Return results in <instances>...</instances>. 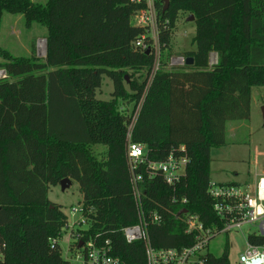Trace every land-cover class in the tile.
<instances>
[{
    "label": "trees",
    "instance_id": "16d2710c",
    "mask_svg": "<svg viewBox=\"0 0 264 264\" xmlns=\"http://www.w3.org/2000/svg\"><path fill=\"white\" fill-rule=\"evenodd\" d=\"M154 2L159 52L168 54L156 71L154 47L147 53L136 45L153 43L151 29L132 22L144 1L0 0V30L4 12L47 28L46 57L35 48L28 57L0 47V264H66L52 240L68 216L48 197L64 178L78 182L90 229L105 232L128 264H146L143 241L128 243L121 232L138 222L131 141L151 161L180 145L189 158L174 185L144 173V208L163 216L148 227L154 247L193 243L184 209L205 228L224 226L209 192L211 150L226 144L227 122L250 118L252 88L264 86V0H168L165 10L166 0ZM181 12L195 17L196 49L184 54L193 64L167 68ZM103 76L113 83L109 100L98 96ZM95 145L107 148L105 157L95 155ZM247 239L264 246V235ZM229 253L210 255V263L233 264Z\"/></svg>",
    "mask_w": 264,
    "mask_h": 264
},
{
    "label": "built area",
    "instance_id": "2783aa9c",
    "mask_svg": "<svg viewBox=\"0 0 264 264\" xmlns=\"http://www.w3.org/2000/svg\"><path fill=\"white\" fill-rule=\"evenodd\" d=\"M132 1L135 3L145 2V7L137 10L133 14L132 22L138 26L150 27L151 31L156 30L157 33L156 38L152 35V44H146L144 38H141L136 41V45L141 46L143 49H149L150 51L154 47L157 59L160 52L155 2L154 0ZM216 63L217 58L212 61L210 56V65ZM184 64H186V58L184 56L173 59L171 63L174 66ZM158 69L159 67L157 65L154 71ZM127 159L133 195L138 209V222L123 227L121 232L128 243L143 241L146 253V264H211L210 255L214 254L209 251V245L216 236L240 230L244 224L258 225V234L264 235L263 175L255 179L253 183L247 182L241 185H222L218 182L211 181L209 192L215 199L214 208L224 220V226L220 230L205 228L196 215L187 212L184 213L182 220L187 225L186 232L194 234L193 243L181 248L154 247L149 238L148 227L149 225H159L162 223L163 216L157 210H146L144 208L141 187V183L144 180V173L149 177L160 175L166 184L174 185L185 173L189 162L187 150L184 145H180L171 151L165 160L151 161L147 159L146 147L143 144L131 141L127 148ZM71 213L73 216L78 213L81 216L71 226V240L68 242L66 256L63 257L66 264H128L124 259L114 253L112 241L110 238L105 237V232H93L90 229V219L84 214L82 204L78 203V205L72 206ZM68 223L69 221L65 227H70ZM76 225H85V228L75 230L73 227ZM52 242L53 244H60V238L53 239ZM80 243L82 244L80 245ZM61 250L63 256L62 247ZM232 262L233 264H264V246L251 244L247 239L246 250L240 252L239 258L236 261L232 260Z\"/></svg>",
    "mask_w": 264,
    "mask_h": 264
},
{
    "label": "rangeland",
    "instance_id": "374dc122",
    "mask_svg": "<svg viewBox=\"0 0 264 264\" xmlns=\"http://www.w3.org/2000/svg\"><path fill=\"white\" fill-rule=\"evenodd\" d=\"M37 3H45L47 0H33ZM188 12H181L178 16L176 27L172 34V43L170 57L168 58L167 68L172 65V60L184 56L190 50H195L193 43L195 35V19H189ZM153 37H157L156 30L151 31ZM47 28L38 22L27 25L22 14H13L4 12L0 30V47L7 49L14 56H31L35 48L38 57H45V49L40 46V42L46 39ZM162 55V58H161ZM167 51L157 56L155 67L161 60L167 59ZM211 59L217 58L215 52L211 53ZM177 65V64H176ZM6 74L0 69V76ZM113 83L107 77L103 76V86L98 93L99 98L104 100L111 99L113 92ZM126 105L125 102H123ZM131 104H129V107ZM264 106V86H255L252 89L251 113L249 119L231 120L227 122L226 144L220 147H213L211 150V179L212 181H236L248 180L253 183L256 173L264 172V117L262 107ZM139 106L137 108V113ZM106 147L95 145L93 151L98 158L106 156ZM260 174L259 176H263ZM257 177V178H258ZM51 201L63 206L68 216V225L62 230L60 245L63 249V257L68 250V242L71 240V226L79 218L80 214L72 215V206L78 205L82 200L79 184L75 180L72 185L63 191L60 185L52 186L48 192ZM85 228V225L74 226L73 229L79 230ZM259 228L256 224H244L242 229L232 231L228 234H221L212 239L209 245V251L215 256H219L228 247L230 248V257L233 261L239 258L240 252L247 248L248 234H258Z\"/></svg>",
    "mask_w": 264,
    "mask_h": 264
},
{
    "label": "water",
    "instance_id": "95a60500",
    "mask_svg": "<svg viewBox=\"0 0 264 264\" xmlns=\"http://www.w3.org/2000/svg\"><path fill=\"white\" fill-rule=\"evenodd\" d=\"M166 2H167V5H166V7L164 8V10L168 7V0H166ZM189 19L190 20H194L195 19V17H194V15H190V17H189ZM45 42H46V39H45ZM150 52V50L148 49L147 50V53H149ZM45 57H46V55H45ZM186 64L187 65H190V64H193V57H186ZM262 112H263V117H264V106L262 107ZM72 180L70 179V178H64V179H62L61 181H60V183H59V185L61 186V189L63 190V191H65L66 189H68L71 185H72ZM182 213H187V209H184L183 211H182ZM82 243H80V245H81Z\"/></svg>",
    "mask_w": 264,
    "mask_h": 264
},
{
    "label": "crops",
    "instance_id": "0c3cea01",
    "mask_svg": "<svg viewBox=\"0 0 264 264\" xmlns=\"http://www.w3.org/2000/svg\"><path fill=\"white\" fill-rule=\"evenodd\" d=\"M253 89V88H252ZM251 96H252V92H251ZM260 174H264V172H262V173H256V175H255V179H257V177H258V175H260ZM249 181V179L247 180H236L235 182H241V183H247ZM215 182H217V181H215ZM229 182H230V180H229ZM218 183H225V181H219Z\"/></svg>",
    "mask_w": 264,
    "mask_h": 264
},
{
    "label": "bare ground",
    "instance_id": "6f19581e",
    "mask_svg": "<svg viewBox=\"0 0 264 264\" xmlns=\"http://www.w3.org/2000/svg\"><path fill=\"white\" fill-rule=\"evenodd\" d=\"M40 46H42L43 49H45V40L40 42ZM211 60H212V59H211ZM214 60H215V59H214ZM212 61H213V60H212Z\"/></svg>",
    "mask_w": 264,
    "mask_h": 264
}]
</instances>
